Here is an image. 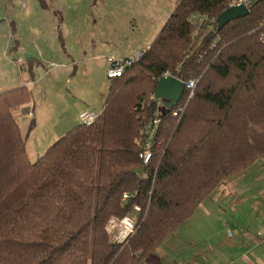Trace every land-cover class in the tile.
I'll return each instance as SVG.
<instances>
[{
    "label": "trees",
    "instance_id": "16d2710c",
    "mask_svg": "<svg viewBox=\"0 0 264 264\" xmlns=\"http://www.w3.org/2000/svg\"><path fill=\"white\" fill-rule=\"evenodd\" d=\"M230 1L176 0L150 45L108 80L97 120L34 162V117L24 136L16 118L31 90L0 91V264L146 263L225 179L264 159V0L217 30ZM24 63L33 81L42 63ZM165 75L195 82L171 109L153 98ZM127 216L134 231L117 242L107 225Z\"/></svg>",
    "mask_w": 264,
    "mask_h": 264
},
{
    "label": "rangeland",
    "instance_id": "374dc122",
    "mask_svg": "<svg viewBox=\"0 0 264 264\" xmlns=\"http://www.w3.org/2000/svg\"><path fill=\"white\" fill-rule=\"evenodd\" d=\"M175 1L0 0V88L28 81L24 58L18 63L10 51L14 44L44 64L35 68L37 80L26 107L36 121L26 143L31 162L36 148L42 153L79 123L82 110H100L108 85L107 57L147 48ZM16 118L24 122L19 123L24 136L29 114ZM140 264H264V159L225 179Z\"/></svg>",
    "mask_w": 264,
    "mask_h": 264
},
{
    "label": "built area",
    "instance_id": "2783aa9c",
    "mask_svg": "<svg viewBox=\"0 0 264 264\" xmlns=\"http://www.w3.org/2000/svg\"><path fill=\"white\" fill-rule=\"evenodd\" d=\"M253 0H231L229 3V7L231 6H237L242 5L247 8H249L250 4ZM196 19V16H193V20ZM262 27H263V33L260 36V42L264 46V19L262 21ZM141 53H137L133 56L127 57V58H115V57H107V69H106V78L114 79L120 77L126 66L130 65L134 59H137ZM195 86L194 81H189L186 83L185 88L188 90H191ZM176 113L173 112V116H175ZM28 116V115H27ZM29 117H32V114L29 113ZM99 117V112H96L94 110H84L78 115V121L81 124L84 125H90L94 123L97 118ZM158 123V119L153 120V126H156ZM153 135V129L150 131V138H152ZM148 146V145H147ZM150 150L148 148L145 149L143 152V159L146 163L150 159ZM124 198H127V195H124ZM135 210H139L138 207L135 208ZM107 232L113 236V239L117 242H122L126 238H128L134 231V222L131 217H123L121 219H111L107 225Z\"/></svg>",
    "mask_w": 264,
    "mask_h": 264
},
{
    "label": "water",
    "instance_id": "95a60500",
    "mask_svg": "<svg viewBox=\"0 0 264 264\" xmlns=\"http://www.w3.org/2000/svg\"><path fill=\"white\" fill-rule=\"evenodd\" d=\"M248 14L249 8L242 5L227 8L216 18L217 30H221L231 21L242 18ZM25 57L28 60L33 58L29 54H26ZM157 85L158 86H156L154 90V100L160 101L166 108L171 109L181 99L186 84L176 77L165 75L158 81Z\"/></svg>",
    "mask_w": 264,
    "mask_h": 264
},
{
    "label": "crops",
    "instance_id": "0c3cea01",
    "mask_svg": "<svg viewBox=\"0 0 264 264\" xmlns=\"http://www.w3.org/2000/svg\"><path fill=\"white\" fill-rule=\"evenodd\" d=\"M14 53H15V55L17 56V62L18 63H20L22 60H23V58L25 59V57H24V55H26L25 54V52L23 53V51H22V48L20 47V46H18V48L14 51ZM137 53H140V51L139 52H137ZM137 53H134V54H132V55H129V56H127V57H130V56H133V55H135V54H137ZM33 58L34 57H36V56H32ZM40 57V56H39ZM70 57V56H69ZM127 57H122V58H127ZM37 59H39V61H41V65L40 66H43L44 64H43V61L40 59V58H38V57H36ZM22 59V60H21ZM71 61H73V58H72V60ZM106 61V60H105ZM40 66H38L37 68H39ZM75 66H77V64L75 65ZM74 66V69H75V71H76V67ZM105 73H106V69H107V61L105 62ZM75 71H74V73H75ZM34 72H35V79L33 80V81H30V82H25L24 84H26L27 86H29V88L31 87V86H33V84H34V81L36 82V70H35V68H34ZM15 85H13V84H10V85H7V86H4V87H2V88H0V91L1 90H4V89H8V88H12V87H14ZM106 89H108V85H107V87H106ZM106 93H107V91H106ZM105 96H106V94H105ZM105 96H104V98H105ZM104 98H103V101H104ZM102 104H103V102H102ZM29 105V104H28ZM27 104L25 105V106H23V107H21L18 111H17V115L19 114H22L23 116H25L27 113L29 114V112L28 111H26V107L28 106ZM101 107H102V105H101ZM84 110H92V108H86V109H84ZM84 110H82V111H84ZM94 110V109H93ZM100 110H101V108H100ZM100 110L98 111V112H100ZM81 111V112H82ZM95 111V110H94ZM80 112V113H81ZM79 113V114H80ZM33 117H34V115H33ZM35 120V119H34ZM17 121H18V123H20V119H17ZM23 121V120H22ZM21 121V122H22ZM29 122V121H28ZM22 123H24V122H22ZM27 127H28V124L26 125V128H25V132L27 131ZM35 127H36V121H35ZM35 127H34V129H35ZM33 132V131H32ZM31 132V133H32ZM31 133L29 134V136L31 135ZM28 139V138H27ZM26 143H27V140H26ZM54 143V142H53ZM53 143H51V144H53ZM51 144H49L47 147H49ZM47 147L46 148H43V150H42V153L47 149ZM38 148H36L33 152V154L35 155L34 157V160L32 161V162H34L40 155H42V153L39 151V150H37ZM26 150H27V147H26ZM27 155H28V152H27ZM185 224V223H184ZM183 224V225H184ZM182 225V226H183ZM179 229V228H178ZM177 229V230H178ZM177 230L175 231V232H177ZM175 232H173V233H175ZM172 233V234H173ZM172 234H170V235H172ZM169 235V236H170ZM168 236V237H169ZM167 237V238H168ZM163 243V242H162ZM161 243V244H162ZM164 259V258H163ZM164 260H166V259H164Z\"/></svg>",
    "mask_w": 264,
    "mask_h": 264
}]
</instances>
